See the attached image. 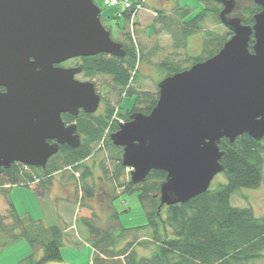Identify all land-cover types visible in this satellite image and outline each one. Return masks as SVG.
<instances>
[{
	"label": "water",
	"instance_id": "water-1",
	"mask_svg": "<svg viewBox=\"0 0 264 264\" xmlns=\"http://www.w3.org/2000/svg\"><path fill=\"white\" fill-rule=\"evenodd\" d=\"M215 1L232 33L223 48L163 78L153 110L135 112L110 135L123 148L122 165L134 184L153 170L167 173L161 206L187 203L210 189L224 171L223 138H264V0H253L261 7L253 25L232 16L236 0ZM126 53L94 0H0V85L7 89L0 93V173L15 162L46 168L62 145L80 146L77 125H66L62 115L94 114L102 97L94 82L75 78L82 68L56 65Z\"/></svg>",
	"mask_w": 264,
	"mask_h": 264
},
{
	"label": "trees",
	"instance_id": "trees-1",
	"mask_svg": "<svg viewBox=\"0 0 264 264\" xmlns=\"http://www.w3.org/2000/svg\"><path fill=\"white\" fill-rule=\"evenodd\" d=\"M132 1L141 3L144 8L147 5L146 1ZM200 1L202 11L189 21H186V17L191 9L187 6L176 4L170 13L155 10V28L150 39L158 38L163 32L169 33L173 39V53L156 65L162 73V79L215 56L232 36L229 30L225 35L209 32L201 56L186 54L188 37L203 29L202 24L209 14H214L221 23V5L215 0ZM211 3L215 7H210ZM239 11L242 23L253 25L254 16L261 11V7L253 2L240 7ZM131 13L132 10L123 13L126 26L121 29V38L116 40L126 50L125 56L99 54L81 58L84 75L94 82L98 91L101 86H105L102 102L106 111L101 115H63V120L67 123L77 121L84 137L80 146H61L59 152L50 158L46 168L14 164L0 174V252L24 238L35 250L42 251L39 259L35 255L26 258L28 264H65L62 255L66 237L64 229L21 216L11 199V189L13 186L23 185L34 188L41 197H45L52 186L54 174L68 167L72 171L84 168L81 186L85 196H91L94 189L84 181L91 177L92 171L84 166V162L104 140L110 152L109 157L115 165L112 180L124 188L123 194L138 193L147 222L141 226L126 227L119 221L120 213L115 211L110 218L112 225L101 229L95 225L94 218H83V224L89 230L88 242L94 250L92 264H112L110 260L119 259H123L118 261L119 264H258L264 256V215L256 216L248 206H234L231 199L237 190L257 189L263 182L264 138L258 141L245 134L234 143L223 138L219 148L223 152L221 164L226 182L219 183L215 188L210 187L205 193L184 204L161 206L160 188L167 176L164 171H151L146 180L139 184H134L131 179L122 181L121 175L126 170L122 165L124 151L122 147L115 146L110 138V134L118 131L121 125L114 119L117 104L123 97H132L134 103L130 111L149 114L158 102L160 82L151 90L131 86L132 82L137 84L141 77L139 63L150 62L153 58H149H155L159 51L157 46H153L147 53L142 44L137 47L136 28L130 30ZM137 25L134 23V26L138 27ZM105 27L110 31L106 25ZM254 44L255 38L252 35L249 42L251 52ZM123 114L120 113L119 116L125 118ZM142 232L149 235L147 240L143 236L138 238L137 243L128 241L130 234ZM122 242L126 243L119 247ZM137 245L147 246L151 251L150 255L139 256L135 250Z\"/></svg>",
	"mask_w": 264,
	"mask_h": 264
},
{
	"label": "rangeland",
	"instance_id": "rangeland-1",
	"mask_svg": "<svg viewBox=\"0 0 264 264\" xmlns=\"http://www.w3.org/2000/svg\"><path fill=\"white\" fill-rule=\"evenodd\" d=\"M94 2L101 9V17L104 20V25H106L112 34L113 39L119 40L121 38V32L125 26V19H116V13L119 11L117 8L108 7L104 4V0H94ZM237 2L244 7L253 3V0H237ZM176 4L181 6H187L191 9V13L186 17V21L191 20L193 17L198 15L203 8L200 0H147V5L143 11H141L134 19V23H137L138 27H131L130 30H135V39L137 47L142 46L145 48V53L148 52L153 46L158 47L157 56H153L150 62L142 61L138 65L141 77L138 83H131L133 87H140L141 89L151 90L155 88V84L162 80V73L157 64L161 59L169 56L173 53L174 49L173 39L169 33L163 32L158 38L150 39L154 33V19L156 9L163 10L166 13H170ZM210 7H215L213 3L209 5ZM221 8V7H220ZM237 10L234 11L232 16L236 15ZM203 29L190 35L187 39L186 54L192 57L201 56L204 48V41L207 33L211 32L213 34L225 35L228 29L217 20L214 14H209L207 19L202 24ZM128 30V28H127ZM80 62V61H79ZM78 79L82 81H91L84 75H79ZM92 82V81H91ZM105 86H101L99 89L100 94L104 95ZM134 103V98L123 97L119 104H117V111L115 112L114 119H120V113H124L125 110L130 109ZM122 109V111H121ZM105 111L104 102H101L96 115H101ZM107 135V133H106ZM84 137H82L83 141ZM97 149V150H96ZM93 155L84 162V166H87L92 171L90 178L84 182L94 189L91 196H85L83 188L81 186L82 179V169L79 170H62L57 177H62L67 179L73 176L71 187L73 189V198L75 203L69 202L68 200L61 199L59 201L60 206L63 207L64 216L69 220L73 229L69 231V238L66 236L64 240V245L62 248V255L65 264H92L94 251L92 246L88 242L89 230L83 224L82 219L86 217H92L95 220V225L101 229H105L112 225L110 221L111 216L115 211L120 213L119 221L122 225L126 227H136L146 224L147 216L143 206L140 203L138 193H125L123 194V187H120L116 181L112 180L114 174L115 165L110 159V152L104 140L96 146ZM103 155H102V154ZM100 168H97L96 166ZM76 173V176L72 173ZM55 175V174H54ZM53 175V177H54ZM70 179H72L70 177ZM121 179L127 182L129 178V171L127 169L123 171ZM226 182L225 175L223 173L218 174L211 187L215 188L219 183ZM70 187V186H69ZM65 194L67 196L68 191L65 187ZM69 189V188H67ZM63 197V196H62ZM46 196L45 199L38 200V198L31 194L30 188L23 185L13 186L11 189V199L15 204V207L19 214L23 217H27L31 221H41L46 225H57L60 227H65L62 222V218L59 216L58 207H56L55 198ZM232 204L237 207H251L256 214V216L264 215V179L260 187L257 189H239L232 196ZM43 202V203H41ZM95 214L96 216H94ZM46 223H45V222ZM66 223V221H65ZM144 237L147 240L149 235L147 233L130 234L127 238L128 241L137 243L138 238ZM143 239V238H142ZM126 242H122L119 247L125 245ZM135 250L139 256L150 255V250L147 246L137 245ZM264 254V252H263ZM30 255H35L36 259H39L42 254H39L37 250L34 249L26 239H20L11 246L3 249L0 252V264H28L26 258ZM123 260H110L109 262H117ZM48 264H58V263H48ZM258 264H264V256L258 261Z\"/></svg>",
	"mask_w": 264,
	"mask_h": 264
},
{
	"label": "crops",
	"instance_id": "crops-1",
	"mask_svg": "<svg viewBox=\"0 0 264 264\" xmlns=\"http://www.w3.org/2000/svg\"><path fill=\"white\" fill-rule=\"evenodd\" d=\"M96 167L97 168H100L98 165ZM59 173H61V172H58V173H56L54 175L53 181H52V186L50 187V190H49V192H48V194L46 196H49V197H52L53 196L52 199H54V196L55 195L58 197V198H55L56 205H57L56 207H58L57 209L59 210L58 211L59 216L62 218V222L65 224V227H62V228L64 229V231H65L66 236L68 237V239H70L71 237L69 238V236H71V235H69V231H71L73 229L72 228L73 225H71V223L69 222V220L64 217V216H66V214L64 215V213H63L64 209H63L62 206H60L59 201L61 199H63V200L65 199V200H68L69 202L75 203L74 198H73V189L71 187V185H72L71 183L72 182H70L74 178H73V176H70L72 179H70V177L68 179H67V177L62 178L63 176L62 177L61 176L60 177H57V175ZM63 187H65L66 190L68 191L67 196L66 195L64 196L65 189ZM67 188H69V189H67ZM30 191H31V194H34L38 198V200L39 199L42 200V199H45L46 198V196L45 197H41L40 194H39V191L35 190L34 188H30ZM41 203H43V202H41ZM39 220H42V219H39ZM65 221H66V223H65ZM37 251H38L39 254H42V251L41 250H37Z\"/></svg>",
	"mask_w": 264,
	"mask_h": 264
},
{
	"label": "flooded vegetation",
	"instance_id": "flooded-vegetation-1",
	"mask_svg": "<svg viewBox=\"0 0 264 264\" xmlns=\"http://www.w3.org/2000/svg\"><path fill=\"white\" fill-rule=\"evenodd\" d=\"M220 4V3H219ZM221 5V4H220ZM240 7H241V5L237 2V0H236V9L235 10H237V14L236 15H234V16H239V10H240ZM223 9V5H221V10ZM234 13V12H233ZM103 23H104V21H103ZM82 58V57H81ZM81 58H75V59H70V60H68V61H66V62H63V63H61L60 65H56V66H60V67H63V68H77V67H80V68H82V65H81ZM80 61V62H79ZM79 75H84V71H83V68H82V72H80L79 74H77L76 76H75V78L77 79V80H79V81H82V80H80V79H78V76ZM85 76V75H84ZM83 82H85V81H83ZM97 89V88H96ZM7 91V89H6V87L5 86H3V85H0V93H5ZM97 92H99L98 90H97ZM100 93V92H99ZM101 95V97H102V99H101V102L103 101V96H102V94H100ZM101 104V103H100ZM130 111L131 110V108L130 109H127V110H125V112H124V116H125V118H120V119H118V121L120 122H123V123H126V122H128V121H130L131 120V116L135 113V112H139V111H130V112H126V111ZM105 111H106V109H105ZM105 111H104V113H105ZM122 111V110H121ZM82 113H85L82 109L80 110V112H79V115L78 116H73V115H71V114H68V113H64L63 115H67V116H72V117H79ZM87 114V113H86ZM63 115H62V117H63ZM65 121V120H64ZM66 123V125H70V124H76L77 125V128H78V133H79V135H80V137H81V142H82V134L80 133V131H79V127H78V123H77V121H71V122H65ZM112 134V133H111ZM110 134V135H111ZM54 141H51V143H53ZM63 146V145H62ZM68 146V145H67ZM70 147V146H69ZM14 164H16V165H20V164H22V163H18V162H15V163H12V165H11V167L14 165ZM23 165V164H22ZM10 167V168H11ZM9 169V168H8ZM7 169L5 168H2V172L0 173V174H3L5 171H6Z\"/></svg>",
	"mask_w": 264,
	"mask_h": 264
},
{
	"label": "built area",
	"instance_id": "built-area-1",
	"mask_svg": "<svg viewBox=\"0 0 264 264\" xmlns=\"http://www.w3.org/2000/svg\"><path fill=\"white\" fill-rule=\"evenodd\" d=\"M104 4L108 7L117 8L121 12L126 11V10H132L131 27H133L132 25H133L134 16L142 9L141 3L134 4L130 0H104ZM119 16H121V14Z\"/></svg>",
	"mask_w": 264,
	"mask_h": 264
}]
</instances>
